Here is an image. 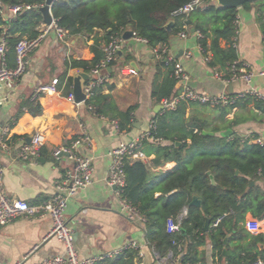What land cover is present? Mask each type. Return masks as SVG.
<instances>
[{
  "label": "crops",
  "instance_id": "obj_1",
  "mask_svg": "<svg viewBox=\"0 0 264 264\" xmlns=\"http://www.w3.org/2000/svg\"><path fill=\"white\" fill-rule=\"evenodd\" d=\"M212 2V5L217 6L216 0ZM189 21L186 27L189 30L188 37L183 39L177 34L168 42L169 54L190 77L188 85L209 96H236L254 91L264 97V34L256 11L239 8L237 21L236 46L239 60L254 73L250 84L243 81L229 83L216 75L201 50L198 34L192 33L197 21ZM43 28L42 23L40 31ZM104 37V31H96L89 37H70L67 43H63L51 32L30 55V65L17 85L11 90L3 88L0 91V131L8 126L11 130V149L4 151L0 147V159L6 168L3 186L6 195L12 200L24 201L32 206L49 201L55 194L56 182L73 166V161L68 157L54 160L51 155L53 149L70 145L79 136L87 134L92 145L81 146L78 152L91 158L94 181L70 200L65 214L67 224L75 233L79 256L87 258L110 252H120V255L127 247L135 244L139 251L135 264H165L147 241L144 219L131 218L123 210L122 198L117 190L107 183L112 165L111 151L121 142H131L148 132L154 120L165 113L162 101L154 98L153 89L171 77V70L154 55L148 43L136 38L135 34L130 40H124L115 64L105 72L109 75V82L100 88V96L108 97L107 101L100 100L103 115L90 110L85 102L72 101L68 94H64L65 86H57L58 91L49 92L35 100L42 107L40 115L33 116L25 108L21 117L15 121L21 104L28 99L33 101L39 87H51L53 80L59 79L67 71V61H92L93 48L102 49L105 45ZM221 45L226 47L225 42ZM80 73L84 72L77 68L67 71L68 77L73 80ZM183 85L176 84L174 95L182 91ZM131 107H136L132 127L130 131H119L113 123L112 115L116 110L125 112ZM184 112L185 118L205 122L209 130L217 129L218 135L232 131V134L244 138L258 135L264 139V124L252 119L256 115L253 104L244 108L237 107L224 116L221 108L187 102L184 104ZM243 118L250 119L233 126L235 119ZM37 135L43 141L40 158L29 161L18 159L17 152L22 143ZM151 143L143 148L145 159L130 161L149 164L158 177L172 172L176 167L174 162L153 166L156 153ZM163 145L169 143L163 142ZM256 184L264 189L263 180ZM160 195L158 193L156 197ZM252 219L255 217L248 213L245 222L239 226L224 227L227 243L225 258L221 260L214 256L212 244L206 237L204 245L199 247L203 262L214 264L218 259L228 264L227 256L238 262L263 252L264 242L258 238L262 236L264 240V226L258 233L248 231L246 223ZM52 227V220L48 217L21 216L12 222L0 223V264H41L45 259L64 255L63 243L55 238L47 239Z\"/></svg>",
  "mask_w": 264,
  "mask_h": 264
},
{
  "label": "trees",
  "instance_id": "obj_2",
  "mask_svg": "<svg viewBox=\"0 0 264 264\" xmlns=\"http://www.w3.org/2000/svg\"><path fill=\"white\" fill-rule=\"evenodd\" d=\"M193 0H59L52 7V15L58 25L68 31L70 37H89L96 31L105 32V45L112 38L123 37L127 30L134 32L138 39L146 40L156 48L168 44L173 35L187 30V22L196 20L195 30L200 34L199 44L209 65L223 80L231 81L234 74L230 67L240 61L236 46L238 9L222 8L212 5L213 0H205V7H200L188 16H175V12ZM46 0H0V37L5 34L8 42L9 67L16 66V46L23 38L35 39L40 34L43 15L40 9L24 10L15 17L5 19L2 10L9 7L42 6ZM245 10H255L261 31L264 34V0L246 3ZM173 23L171 31L167 25ZM189 32V30H188ZM222 42L226 47H222ZM97 45V42H96ZM92 61L66 62L69 69H81L90 74L105 58L103 48H93ZM115 62L111 65V67ZM166 78L161 85L155 86L153 96L158 101L171 98L175 93L177 81ZM67 71L60 76L59 88L65 86L64 94H69L74 80ZM100 88L95 90L92 99L86 102L92 111L103 115L100 100ZM175 96V95H174ZM233 95L235 104L218 106L224 116L235 108H244L253 104L256 115L253 120L264 124V99L247 94L244 97ZM184 104L175 111H166L158 116L155 129L151 130L150 144L156 153L153 166L158 167L167 162H174L175 169L158 177L149 164L127 160L125 171L127 185L122 198L133 206L144 219L145 233L150 247L159 258L169 255L179 259V264H205L199 253V247L209 238L214 256L225 258L226 232L224 227H237L245 222L251 213L255 219L264 217V189L258 181H264V146L255 144L258 135L242 137L232 134L230 137L218 135L217 129L209 130L205 122L185 118ZM33 116L42 113L40 103L28 99L21 104L15 121L23 114V109ZM136 107L127 111L116 110L112 120L118 123L120 131H130ZM250 118L235 119L233 126L249 121ZM211 131L213 135H205ZM151 141L145 140L143 148ZM168 142L169 145H163ZM214 181V182H213ZM252 183L254 185H252ZM160 193V197L156 195ZM197 197L201 205H192ZM187 211V215L182 214ZM221 223L214 227L220 217ZM207 219L210 226L205 231ZM180 222L178 232H168V221ZM264 242L262 236L258 238ZM139 251L126 249L114 260L99 264H135ZM261 258L264 251L240 261L227 256L228 264H245ZM216 262H220L218 259ZM237 262V263H235Z\"/></svg>",
  "mask_w": 264,
  "mask_h": 264
},
{
  "label": "built area",
  "instance_id": "obj_3",
  "mask_svg": "<svg viewBox=\"0 0 264 264\" xmlns=\"http://www.w3.org/2000/svg\"><path fill=\"white\" fill-rule=\"evenodd\" d=\"M59 0H54V3ZM205 0H193L191 3L180 8L175 12V16H188L204 4ZM42 6L33 7H23L14 6L9 7L6 10H2L1 14L5 19L9 17H15L22 13L24 10L31 8L41 9ZM238 21V18H237ZM44 28L40 31V34L35 39L23 38L20 40L16 46V66L14 68L9 67L8 62V51L9 46L6 40L5 34L0 37V91L3 88L13 89L22 76L26 73L30 65V55L37 50L47 35L54 32L57 40L63 43H67L70 38L68 31L61 28L57 21L53 17V22L51 25L44 24ZM189 35L188 30H185L179 34L181 38H187ZM201 35L198 34V37ZM147 43L146 40L139 39ZM124 39L123 37H115L104 45L103 50L105 53V58L98 64L90 74L89 81L84 84V94L86 97L85 103L92 99L95 90L102 88L106 83L109 82V75L105 72L111 67V65L116 62L118 54L122 49ZM202 50V49H201ZM154 55L165 62L167 66H171L173 69L172 77L177 81V83H184L182 91L169 99L162 100L163 110L175 111L182 103L192 102L200 105H206L213 108L218 106H231L235 104V98L223 94L221 96H209L195 91L188 85L189 75L185 69L179 64L170 54L168 44L159 45L153 48ZM207 62L210 61L209 56L206 58ZM234 76L229 83L243 81L250 84L254 73L248 68V66L241 61L235 62L230 67ZM134 73V71H132ZM216 75H220L215 71ZM264 75V73H262ZM223 80V79H222ZM59 85L58 79L53 80L52 86H41L37 90L35 99L37 100L41 96L49 93L58 91L57 86ZM247 94L256 96L259 99H264L263 96L256 94L251 91ZM247 94L239 95L238 98L244 97ZM68 98L75 101V96L73 91L68 94ZM83 102V103H84ZM91 110L92 107H89ZM116 128L119 130L117 122H113ZM155 129V122L152 123L151 128L148 132L142 134L141 136L135 138L131 142H121L117 147H115L111 153L112 165L109 171V177L107 183L109 186L115 188L117 193L122 198L123 190L127 185V174L125 171L127 160H143L145 155L143 153V142L145 140L154 141L151 138V130ZM10 126L2 129L0 131V147L4 151L11 149V139H10ZM120 131V130H119ZM255 144L264 146V139L258 138L253 140ZM42 138L37 135L33 137L29 142L24 141L22 146L17 152V158L21 161L37 160L41 156L42 149ZM92 141L87 134L79 136L70 145L56 146L52 151V158L59 161L62 157H68L73 161V166L68 170L65 175L56 182L55 194L47 202L39 205L32 206L27 202L12 200L6 193L3 186L4 175L6 168L0 159V223L5 224L14 221L21 216H30L34 218H50L53 223V227L47 239L55 238L59 242L63 243L65 246V253L62 256H57L50 259H45L41 264H99L111 259H114L116 255L120 252H110L106 254L94 255L87 258H82L79 256L76 246H75V233L69 227L66 222L65 214L70 200L75 197V195L82 189L87 188L94 181V167L91 158L82 156L79 154V148L81 146L91 147ZM123 210L129 213L131 218L137 217L139 219L143 218L139 212L131 206L127 201L122 198ZM187 215L185 211L181 218ZM225 216L220 217L214 224L217 227ZM264 226V217L262 219H252L246 223V228L250 232L258 233L262 230ZM181 229L180 222L173 220L168 221V232L174 233ZM126 249H137L135 244L130 245ZM165 264H179V259L174 258L173 255H169L163 258ZM17 264H23L19 262ZM214 264H224L222 262H216ZM245 264H264V260L258 258L256 260L250 261Z\"/></svg>",
  "mask_w": 264,
  "mask_h": 264
},
{
  "label": "water",
  "instance_id": "obj_4",
  "mask_svg": "<svg viewBox=\"0 0 264 264\" xmlns=\"http://www.w3.org/2000/svg\"><path fill=\"white\" fill-rule=\"evenodd\" d=\"M255 0H216V4L218 7L222 8H232V9H239L242 8L246 3H253ZM54 5V0H46L45 6L40 9L41 14L43 15V23L46 25H51L53 22V15H52V7ZM190 24V21L188 22ZM173 23L167 25V30L171 31ZM192 33H196L195 28L192 29ZM134 37V33L132 31H127L123 35L124 40H130ZM90 76L86 73H80L74 78V89L73 93L75 96L76 103H83L86 100L83 88L85 82L89 81ZM232 88V87H231ZM232 131H227L222 134L223 137H230L232 135ZM205 135H213V133L205 132ZM29 142V141H28ZM214 182V181H213ZM252 185H254L252 183ZM195 206H200V200L195 197L191 203ZM210 220L207 219L205 231L209 229ZM225 243H227L225 241ZM225 252V251H224Z\"/></svg>",
  "mask_w": 264,
  "mask_h": 264
},
{
  "label": "rangeland",
  "instance_id": "obj_5",
  "mask_svg": "<svg viewBox=\"0 0 264 264\" xmlns=\"http://www.w3.org/2000/svg\"><path fill=\"white\" fill-rule=\"evenodd\" d=\"M213 3V2H212Z\"/></svg>",
  "mask_w": 264,
  "mask_h": 264
}]
</instances>
